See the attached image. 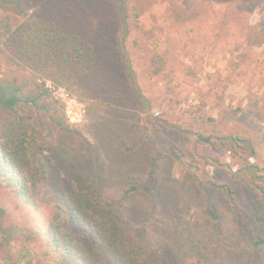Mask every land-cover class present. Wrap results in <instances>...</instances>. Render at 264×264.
<instances>
[{"label": "trees", "instance_id": "16d2710c", "mask_svg": "<svg viewBox=\"0 0 264 264\" xmlns=\"http://www.w3.org/2000/svg\"><path fill=\"white\" fill-rule=\"evenodd\" d=\"M94 1L0 0L10 11L0 19V186L25 203L38 186L52 194L55 264H264V158L255 143L137 128L131 119L150 101L121 41L126 0ZM47 82L102 105L109 117L87 124L90 139L68 123ZM220 155L237 161L227 169L233 184L199 167L204 158L218 169ZM53 161L73 185L55 178ZM243 191L254 198L245 202ZM70 224L83 234L64 231Z\"/></svg>", "mask_w": 264, "mask_h": 264}, {"label": "rangeland", "instance_id": "374dc122", "mask_svg": "<svg viewBox=\"0 0 264 264\" xmlns=\"http://www.w3.org/2000/svg\"><path fill=\"white\" fill-rule=\"evenodd\" d=\"M125 5L128 30L121 41L136 82L150 101L131 119L135 126H150L163 138L174 126L203 134L237 133L250 137L263 159L264 0H126ZM8 13L0 9V19ZM47 85L68 123L90 139L87 124L108 116L102 105ZM219 159L218 169L204 158H198L199 167L218 185L233 184L227 169L234 170L237 161L227 155ZM53 167L55 178L73 185L58 162ZM243 194L245 202L254 198L253 193ZM55 203L42 186L27 203L0 186V264H55L47 242ZM64 231L83 234L73 224ZM148 232L155 239L161 235L151 225Z\"/></svg>", "mask_w": 264, "mask_h": 264}]
</instances>
